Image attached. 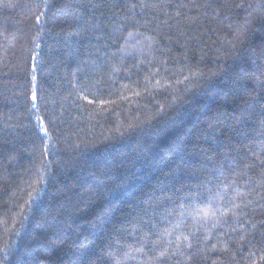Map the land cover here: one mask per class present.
I'll list each match as a JSON object with an SVG mask.
<instances>
[{"label":"trees","instance_id":"1","mask_svg":"<svg viewBox=\"0 0 264 264\" xmlns=\"http://www.w3.org/2000/svg\"><path fill=\"white\" fill-rule=\"evenodd\" d=\"M262 122L264 0H0V264H264Z\"/></svg>","mask_w":264,"mask_h":264},{"label":"snow or ice","instance_id":"2","mask_svg":"<svg viewBox=\"0 0 264 264\" xmlns=\"http://www.w3.org/2000/svg\"><path fill=\"white\" fill-rule=\"evenodd\" d=\"M39 20V17H37V21ZM131 35V34H130ZM185 79H188V77H185ZM33 100H35V93H33ZM89 103H91V101H89ZM262 123H264V122H262ZM44 132H45V134L47 135V129H44ZM262 164H264V161H262L261 162ZM236 207H239V205H236ZM198 212L201 214V218H207V217H209V216H212V215H214L213 213H211L209 210H207V209H198ZM165 231H168L167 229L165 230ZM184 239L185 240H187L188 239V237L187 236H185L184 237ZM190 246V245H189ZM164 255V253L163 252H161V256H163Z\"/></svg>","mask_w":264,"mask_h":264}]
</instances>
